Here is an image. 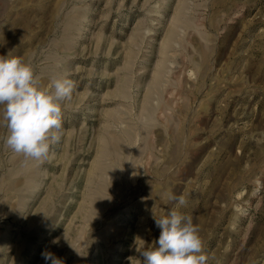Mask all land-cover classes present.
Masks as SVG:
<instances>
[{"label":"rangeland","instance_id":"rangeland-1","mask_svg":"<svg viewBox=\"0 0 264 264\" xmlns=\"http://www.w3.org/2000/svg\"><path fill=\"white\" fill-rule=\"evenodd\" d=\"M0 56L75 85L49 160L0 127V264H140L173 208L264 264V0H0Z\"/></svg>","mask_w":264,"mask_h":264},{"label":"clouds","instance_id":"clouds-1","mask_svg":"<svg viewBox=\"0 0 264 264\" xmlns=\"http://www.w3.org/2000/svg\"><path fill=\"white\" fill-rule=\"evenodd\" d=\"M74 82L67 75L53 74L47 84L41 81L31 63L20 57L0 56V127L4 147L29 161L43 163L51 148L60 142L64 104L72 98ZM178 207L186 205L183 195H170ZM160 235L154 245L138 251L140 264H207L204 242L191 215L173 208L156 218ZM55 243V242H54ZM45 264H63L50 251L42 252Z\"/></svg>","mask_w":264,"mask_h":264}]
</instances>
